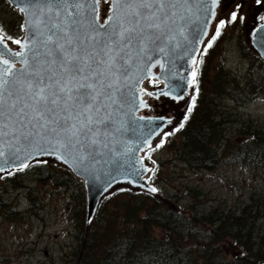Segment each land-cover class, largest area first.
I'll use <instances>...</instances> for the list:
<instances>
[{
  "label": "snow or ice",
  "instance_id": "6c2138e0",
  "mask_svg": "<svg viewBox=\"0 0 264 264\" xmlns=\"http://www.w3.org/2000/svg\"><path fill=\"white\" fill-rule=\"evenodd\" d=\"M104 2L109 6L101 18L100 0H8L23 14L21 29L26 36L23 40L8 36L23 49L14 52L0 38V63L4 65L0 71V173L12 176L35 165H47L50 160L75 165L79 173L86 159L95 163L101 155L100 146H108L112 131L108 109L117 104L114 93H119L120 104L130 102L127 92L119 89L118 78L127 77L143 61L151 62L149 66L159 63L153 61L154 54L165 53L166 48L175 50L172 42L178 36L187 39L184 29L193 14L204 12L215 17L209 3L216 5L219 0ZM236 9L217 21L203 54L226 23L244 19L238 14L242 13V3ZM0 31H4L2 25ZM5 52L19 57L22 67L15 68ZM191 75L192 83L198 84L195 68ZM199 92L195 87L183 118L166 136L185 128ZM168 94L164 90L159 93ZM172 99L184 100V93ZM168 123H172L171 118ZM147 171L152 170L141 164L131 175L140 181ZM4 178L0 175V180ZM138 186L151 193L159 191L148 188L146 181ZM87 222H93L91 214Z\"/></svg>",
  "mask_w": 264,
  "mask_h": 264
},
{
  "label": "trees",
  "instance_id": "16d2710c",
  "mask_svg": "<svg viewBox=\"0 0 264 264\" xmlns=\"http://www.w3.org/2000/svg\"><path fill=\"white\" fill-rule=\"evenodd\" d=\"M221 34L200 57L198 84L195 85L200 92L185 128L174 134L178 139L176 159L198 171H212L221 163L230 161L262 170L264 174V124L254 125L239 113L233 114L225 102L230 97L235 103H243L251 100L250 95L259 97L264 94V62L250 53L252 59L244 77L233 75L224 66L213 72L210 58L222 38ZM234 123L238 124L236 129ZM27 175L34 181H50L57 188L67 189L72 195L70 200L81 204L79 234L76 237L80 250L75 264L264 262V194L251 196L239 211L214 208L207 214L197 211L186 214L160 206L148 194L117 190L114 195L103 199L95 225L85 237L83 182L68 169L50 162L4 176L0 180L4 188L0 185V190H6L7 186L24 188L23 181ZM115 194L127 196L121 206ZM30 201L32 204L35 202L31 198ZM4 205L0 199V209ZM13 213H10L12 219ZM156 229L164 230L161 238L155 236Z\"/></svg>",
  "mask_w": 264,
  "mask_h": 264
},
{
  "label": "rangeland",
  "instance_id": "374dc122",
  "mask_svg": "<svg viewBox=\"0 0 264 264\" xmlns=\"http://www.w3.org/2000/svg\"><path fill=\"white\" fill-rule=\"evenodd\" d=\"M1 1L0 23L3 29L7 30L13 39H21L24 33L21 29L23 14L7 1ZM232 3L231 7L222 10L219 19H225L231 11L237 10L236 5L241 3L242 13L238 12V14H242L244 19L236 23L225 24L221 30L222 38L210 58V67L214 72L224 66V69L233 75L244 77L252 59L250 53L257 56L247 44L246 23L258 3L257 0H234ZM104 10L103 14H106ZM13 43L12 45L17 47ZM157 86L156 81L145 83L147 89ZM250 97L251 100H245L243 103H235L230 97H227L225 102L233 114L239 113L244 120L253 121L254 125L264 124V94L259 97L250 95ZM164 103L167 101L165 100ZM184 109L185 106L179 110L170 101L167 105L159 102L153 110L146 113V116L151 117L153 113L158 117L167 114L175 116ZM233 125L235 129L238 127V124ZM163 136L148 152L143 153V157L152 168L149 177L159 190L160 199L155 197L154 199L160 206H167L162 201L166 199L178 211L186 214L191 211L207 214L214 208L239 211L249 202L251 196L264 194L262 170L244 167L230 161L221 163L212 171L191 169L187 164L176 159L175 146H177L178 139L175 135L166 136L164 134ZM171 143L172 147H169ZM158 144L162 146L157 147ZM50 162L58 165L54 161ZM23 184L24 188L7 186L6 190H0L1 202L6 204L0 209V264H75V257L80 250L77 248L76 237L79 234L81 204L70 200L72 195L70 196L67 189L57 188L50 181L37 182L27 175ZM0 185L4 188L3 183ZM121 188L131 189L119 187L110 192L108 196L114 195L112 193ZM189 190L192 192L189 193ZM130 191L138 192L132 189ZM84 192L86 196V191ZM115 196L118 197L120 206L127 199L125 194H115ZM30 198L35 201L34 204L31 203ZM11 212H15L13 219L10 218ZM120 212L122 213V210ZM163 235V229H156L157 238Z\"/></svg>",
  "mask_w": 264,
  "mask_h": 264
},
{
  "label": "water",
  "instance_id": "95a60500",
  "mask_svg": "<svg viewBox=\"0 0 264 264\" xmlns=\"http://www.w3.org/2000/svg\"><path fill=\"white\" fill-rule=\"evenodd\" d=\"M5 1L8 2V0ZM233 1L219 0L216 5L209 3V7L216 14L215 17H209L204 12L193 14L191 22L184 29L187 39L178 36L177 40L172 42L173 45H176L175 50L166 48L165 53H155L153 61H159L155 66H149L151 62L143 61L133 67L127 77L118 78L119 89L127 92L130 102L120 104L119 93H114L117 104L112 105L108 109L112 121V131L106 141L108 146H100L101 155H97L95 163L90 159H86L80 165L81 171L77 173L75 165L68 166L58 161L50 160L66 167L76 178L84 183L86 191V235L89 234L94 225L102 199L119 187H128L160 199L159 191L151 193L138 186L139 183L146 181L148 188L156 187L151 184L149 179L151 171L143 172L140 181H137L131 174L141 169V164L152 170L151 165L144 159L143 153L151 149L166 132L171 131L173 125L183 118L184 112L176 113L178 116L164 115V120H160L154 113L151 117H148L146 113L153 110V107L156 104L158 105L159 102L162 105H167L168 101H170L179 110L188 104L186 102L189 96L193 94L195 85L192 83V70L193 68L197 70L200 55L214 32L222 10L231 7ZM11 6L15 8V6ZM101 8L102 0L99 3V14ZM193 12H195V9ZM262 18H264V0H261V3L256 5L254 13H252L246 23L247 44L256 53L257 57L264 61V30H260L264 28V19ZM0 38L2 37L0 36ZM3 42L6 43L4 39ZM8 48L13 52L23 50L21 45L17 49H12L9 45ZM193 54L195 55L193 56ZM5 58L14 63L15 68L19 69L22 67L18 62L19 57L9 56L5 52ZM193 58L196 60L195 65L193 64ZM3 68L4 65L0 63V71ZM148 80H156L160 85L153 89H147L145 88V83ZM161 90L167 91L169 94L167 96L159 95ZM181 92L184 93V100L172 99L173 96H178ZM149 93H152V95H149ZM165 100L167 103H164ZM101 116H104L103 112ZM169 118L172 119L171 124L168 123ZM6 174V172L0 173V175ZM162 201L167 205L166 207L178 210L168 200L164 199ZM90 214L93 220L91 224L87 222ZM261 264H264V262Z\"/></svg>",
  "mask_w": 264,
  "mask_h": 264
},
{
  "label": "flooded vegetation",
  "instance_id": "af4514ba",
  "mask_svg": "<svg viewBox=\"0 0 264 264\" xmlns=\"http://www.w3.org/2000/svg\"><path fill=\"white\" fill-rule=\"evenodd\" d=\"M1 1V0H0ZM1 3V5H2V1L0 2ZM7 6H8V4H7ZM1 21V20H0ZM0 25H1V23H0ZM8 31L7 30H4V31H0V33H2L3 34V36L8 40V42L12 45V40L11 39H8V37H6V36H9V34L7 33ZM6 35V36H5ZM21 37H22V35H21ZM13 44H15V43H13Z\"/></svg>",
  "mask_w": 264,
  "mask_h": 264
},
{
  "label": "bare ground",
  "instance_id": "6f19581e",
  "mask_svg": "<svg viewBox=\"0 0 264 264\" xmlns=\"http://www.w3.org/2000/svg\"><path fill=\"white\" fill-rule=\"evenodd\" d=\"M104 0H102V6H103Z\"/></svg>",
  "mask_w": 264,
  "mask_h": 264
}]
</instances>
